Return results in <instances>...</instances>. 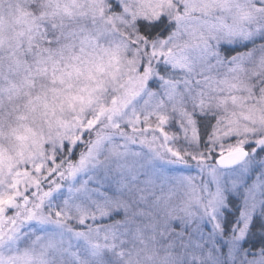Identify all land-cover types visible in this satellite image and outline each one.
<instances>
[{"label":"snow or ice","instance_id":"snow-or-ice-1","mask_svg":"<svg viewBox=\"0 0 264 264\" xmlns=\"http://www.w3.org/2000/svg\"><path fill=\"white\" fill-rule=\"evenodd\" d=\"M0 264H264V0H0Z\"/></svg>","mask_w":264,"mask_h":264}]
</instances>
